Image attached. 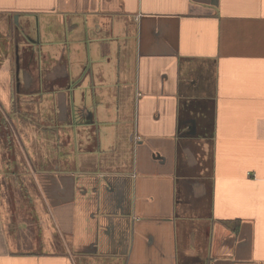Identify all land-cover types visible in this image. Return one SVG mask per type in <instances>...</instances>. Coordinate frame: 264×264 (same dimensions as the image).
Wrapping results in <instances>:
<instances>
[{
  "label": "crops",
  "instance_id": "obj_1",
  "mask_svg": "<svg viewBox=\"0 0 264 264\" xmlns=\"http://www.w3.org/2000/svg\"><path fill=\"white\" fill-rule=\"evenodd\" d=\"M12 27L49 154L0 264H264V0H0Z\"/></svg>",
  "mask_w": 264,
  "mask_h": 264
},
{
  "label": "rangeland",
  "instance_id": "obj_2",
  "mask_svg": "<svg viewBox=\"0 0 264 264\" xmlns=\"http://www.w3.org/2000/svg\"><path fill=\"white\" fill-rule=\"evenodd\" d=\"M13 29L14 27L6 33L7 36L0 31V70L3 69L7 58L10 59L12 77L16 83L15 88L11 91L2 90L1 88H5V80H3L4 76L2 78L0 75V202L4 205L3 200L7 201L8 209L12 213L11 219H14V222L23 217L28 219L30 224L32 216L31 195L34 191L32 168L33 163L36 164L34 157L38 162L37 158L40 156L34 150V143L36 142H34V138L35 135L37 140L42 137L48 153V137L41 130L48 123L34 111L36 104L33 103L40 97L32 96L33 90H26L22 85L18 89L17 82L20 75L18 68H15L16 35ZM5 46L9 47L7 51ZM24 59L25 56L23 55ZM6 93L9 94L7 100L5 99ZM48 154L44 159L45 161L48 160ZM44 156L42 157L44 158ZM10 231L16 235L15 229Z\"/></svg>",
  "mask_w": 264,
  "mask_h": 264
},
{
  "label": "flooded vegetation",
  "instance_id": "obj_3",
  "mask_svg": "<svg viewBox=\"0 0 264 264\" xmlns=\"http://www.w3.org/2000/svg\"><path fill=\"white\" fill-rule=\"evenodd\" d=\"M20 58H21V61L22 62H25L27 60V57L29 56V53H18ZM23 55L25 56V59L23 60ZM21 66H23V64L21 63ZM18 83V89H20L21 85Z\"/></svg>",
  "mask_w": 264,
  "mask_h": 264
},
{
  "label": "water",
  "instance_id": "obj_4",
  "mask_svg": "<svg viewBox=\"0 0 264 264\" xmlns=\"http://www.w3.org/2000/svg\"><path fill=\"white\" fill-rule=\"evenodd\" d=\"M15 18L17 19L18 17L16 16Z\"/></svg>",
  "mask_w": 264,
  "mask_h": 264
}]
</instances>
